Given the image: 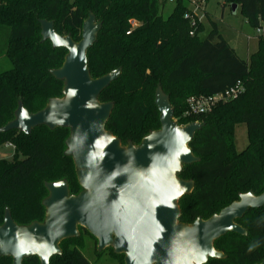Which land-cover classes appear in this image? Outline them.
<instances>
[{"label":"trees","instance_id":"obj_1","mask_svg":"<svg viewBox=\"0 0 264 264\" xmlns=\"http://www.w3.org/2000/svg\"><path fill=\"white\" fill-rule=\"evenodd\" d=\"M165 1L0 0V56L12 64V69L0 73V128L14 119L19 102L33 114L46 107L49 97L61 96L64 85L50 72L62 67L67 51L42 42L39 21L54 22L57 32L79 42L83 24L93 13L102 29L87 53L92 78L122 68L120 78L99 97L101 103L114 104L106 130L123 146L129 141L138 146L146 132L159 130L158 87L169 96L180 126L203 125L189 145L200 161L184 166L178 174L195 184L193 192L179 202V221L190 224L197 216L210 219L213 211L236 201L238 193L251 190L259 196L264 192V0H225L230 7L237 5L249 25L261 31L258 51L248 60L237 56L214 23L209 36L201 39L202 22L194 15L192 26L186 17L193 15V0H175L173 12L163 18ZM239 83L245 91L236 99L218 103L205 115L183 117L190 98L213 96ZM241 124L247 127L249 144L238 152L235 129ZM68 136L67 129L46 127L27 136L18 131L0 135V148L14 146L13 161L0 160V223L6 209L18 225L43 222L46 183L65 179L71 195L81 192L74 162L62 152ZM262 213L264 207L237 221L246 236L230 233L217 240L214 247L227 258L209 264L264 261V224L255 222ZM79 230V238L62 242L63 254L53 257L51 264H90L82 253L81 238L82 233L90 234ZM253 238L261 240V247L245 253ZM113 256L124 264L123 255ZM0 264H11V258H0ZM23 264L40 262L32 257Z\"/></svg>","mask_w":264,"mask_h":264},{"label":"clouds","instance_id":"obj_2","mask_svg":"<svg viewBox=\"0 0 264 264\" xmlns=\"http://www.w3.org/2000/svg\"><path fill=\"white\" fill-rule=\"evenodd\" d=\"M41 38L46 39L53 49H65L71 58L87 63L85 49L92 43V32L89 31L87 39L80 45L69 43L66 35H62L53 28L41 33ZM79 49V50H78ZM117 69H112V75ZM76 88H65L61 96L49 97L48 113L44 116L46 123L55 128L64 127L69 113L64 111L71 98L77 95ZM57 103L62 105L57 110ZM86 109H95L98 103L89 100L84 104ZM160 117L166 116L169 109L160 108ZM30 118L27 108L21 107L18 114L17 127L25 136L29 134L25 121ZM184 127L175 125L166 129L162 127L156 131H148L142 136V141H148L146 154L148 163H137L135 150L124 148V163H116L111 171L105 170L103 161L109 153L105 149L117 139V137L104 129V123L92 122L87 131H81L77 126L63 142L62 152L78 162V184L83 193L78 211L81 214L82 224L104 246H110L113 250L124 248V257L127 264H209V260H220L223 252L211 244L221 233L230 231L232 225L217 223L226 216H235L242 206L259 207L260 201L254 199L251 190L237 194V200L229 202L217 211L210 214L209 223L205 227L212 228L211 236H206L205 230L201 235L199 227L201 217L192 219L190 224L183 223L179 226L174 215L171 232L165 238L166 229L157 219V209L161 206L167 209H175L178 202L188 191L182 186L178 173L183 171L182 156L192 152L189 145L193 137L184 131ZM98 132L91 142L87 143L88 132ZM166 133L164 138L160 133ZM157 145H162L164 151H152ZM111 159V156H109ZM123 178L121 182L118 180ZM65 179L52 182L54 187H61ZM174 201L176 203H174ZM59 205V214L53 216L46 213L48 224L46 235H37L35 230L29 232L25 225L16 224V229L4 227L0 223V235L7 239H0V255L10 256L11 264H21L24 257L35 256L40 264H51L54 256L62 255V249L57 246L64 237V225L67 223V211L64 210L63 199L53 203ZM53 204L49 207L51 209ZM257 224H264V213L256 217ZM204 239L206 243L202 244ZM115 240V243L110 241ZM157 246L163 250L161 255ZM261 247V240L253 238L247 242L245 253H252ZM260 264H264L261 261Z\"/></svg>","mask_w":264,"mask_h":264},{"label":"water","instance_id":"obj_3","mask_svg":"<svg viewBox=\"0 0 264 264\" xmlns=\"http://www.w3.org/2000/svg\"><path fill=\"white\" fill-rule=\"evenodd\" d=\"M237 9H238L237 5H232L233 11H236ZM39 23L41 26V33H45L47 30L51 28L55 30L54 22L40 20ZM101 29H102V24L97 22V19L93 13H89L88 18L86 19L82 27L81 40L79 42H75L70 35L67 37L69 39L70 45L71 44L80 45L83 41L87 39L89 31H91L92 32V43L85 49L86 56H87L88 51L97 42V38H98V35ZM46 41H47L46 39H42V42H46ZM50 74L57 81H60L63 83L64 85L63 89L65 88V90H67L68 88H76L78 90L77 95L71 98L69 105L65 109H63L64 111H67L69 113L68 119L65 121L64 127L55 128L54 125L45 122L44 116L49 111V107L46 105V107L42 109L41 111L37 113H33V114L30 113V118L25 121V124L28 126V131H29L28 135H30L35 129L39 127H46L50 131H55L57 129H67L69 130V135H70L71 133L75 132L77 126L80 127L81 131H87L92 122L104 123V129L106 130V125L108 121L110 120L113 110H114V104L112 102L101 103L99 101V97L113 82L117 81L120 78V76L122 75V68L117 69V73L115 75H112V72H110L109 74L101 78L94 79L92 78L90 70H89L88 56H87V63L86 65H84V62L79 61L78 57L71 58L67 52L62 67L56 70H52ZM89 100H93L96 103H98V107L95 109H86L84 107V104ZM155 105L158 111L162 107H167L169 109V111L167 112L163 120L160 117L161 128L164 127L166 129L169 126H174V124L179 125L174 120V108L170 102V98L168 95L164 93L161 87H158L156 90ZM22 106L24 107L23 103L19 102L18 107L14 113V119L8 124H6L5 126L0 128V135L6 134L11 131H18L20 133H23L17 127L18 114ZM61 107L62 105L60 103H57V110H60ZM182 127H184L185 128L184 131H186L194 139L196 133L203 128V125L195 122V123H191L187 126H182ZM97 135H99L98 132L89 131L87 143L91 144L92 140ZM165 135L166 133H163V132L160 133L161 138H164ZM147 143L148 141H141V143L138 146H135L131 141H129L126 146H123L121 140L117 138L105 149V151L109 153V156H111V159L109 158V156H106L103 161V166L105 170L111 171L113 166L116 163H124L126 159V157L123 155L124 148H127V147L131 148L132 145L136 147L135 156H136L137 163L141 165H146L148 163L146 159V154L149 151V149L147 148ZM152 151L162 152L164 151V148L162 145H157L156 148L152 149ZM66 157L72 159V157L70 156H66ZM181 161L183 163L182 168H184V166H190L195 163H198L200 159L195 157L193 152H191L187 156H182ZM73 162L76 168V175H77V180H78V176H79L78 162L74 160ZM122 179L123 178H120V180H118V183L121 182ZM180 182L182 186H186V188L188 189V191L185 192L184 196L190 195L193 192L194 187H195L194 182L185 181V180H181ZM45 187L48 191V196L43 200L42 205L45 208L46 213L50 211L53 214V216L59 214L60 212L59 205H55L53 203L61 199L64 200L65 202L64 210L67 211L68 213L67 223L64 225V229H65L64 237L59 241L57 246L61 248L62 242L66 240L79 238L80 228L86 230L94 239H96L89 232V230L81 223L82 218H81L80 212L78 211V208L82 201L83 193L80 192L77 195H71L69 184L67 181H65L64 185H62L59 188L54 187L52 183H46ZM254 199L259 200L261 202L259 207H248L247 208L246 206H242L238 209L235 216H226L217 222L222 225H232L234 227H232L230 231L221 233L215 239H211V244L213 246L217 240L221 239L222 237L230 233L237 234L239 236L247 235V231L243 227L238 225L236 221L242 219L250 211L258 210L264 207V192L259 196L254 195ZM179 202H178V207L175 209H167L163 206L157 209V219L160 220V222L166 229V232L164 234L165 238H167L168 234L171 232V226L173 223L174 215L176 213H179L177 217V222L180 223L179 226H183V223L179 221L180 216H181ZM174 203L176 202L174 201ZM52 204H53V207L49 209V207ZM5 220H6V223L4 227L11 228L12 231L9 233V235H12V232H14L16 229V222L13 220L9 209H6L5 211L4 221ZM209 220L210 219L208 220L201 219V222L199 225L201 229V235L203 234V229H204L206 236H211L212 228H214L215 225H211L210 227L206 228L205 225L209 223ZM48 222H49L48 218H46V215H45V219L43 222L41 223L33 222L32 224L27 225L26 227L29 232H32L33 230H35V233L37 235H46V229H47ZM0 239H7V238L0 235ZM110 243H115V240L110 241ZM201 243L204 244L206 243V241L202 239ZM97 246H98L99 252H103L105 249L111 248L110 246H104L103 243L100 244L98 241H97ZM124 250H125L124 248H116L113 250V252L115 255L124 256L123 254ZM157 250L161 255H163V250L160 249L159 246H157ZM32 257H35V256L24 257L21 261V264H23L25 260L30 259ZM0 258H11V257L0 255ZM223 258H224V255L222 259ZM124 264H127L126 257H124Z\"/></svg>","mask_w":264,"mask_h":264},{"label":"rangeland","instance_id":"obj_4","mask_svg":"<svg viewBox=\"0 0 264 264\" xmlns=\"http://www.w3.org/2000/svg\"><path fill=\"white\" fill-rule=\"evenodd\" d=\"M198 6L200 10L197 12V16L204 25V32L201 34L202 40L209 36L212 31V23H214L218 34L235 50L240 59L248 60L258 51V36L260 34L249 25L239 9L233 11L232 7L225 4V0H207L205 3L203 0H199ZM174 8L175 4L166 0L161 9L163 18L170 16ZM10 69H12L11 62L5 56H0V73ZM235 144L238 152L247 148L249 142L246 125L241 124L236 127ZM13 159V148L6 146L0 148V160L13 161ZM81 238L82 253L90 264H120L119 260L114 258V252L109 248L99 252L96 239L86 233H82Z\"/></svg>","mask_w":264,"mask_h":264},{"label":"built area","instance_id":"obj_5","mask_svg":"<svg viewBox=\"0 0 264 264\" xmlns=\"http://www.w3.org/2000/svg\"><path fill=\"white\" fill-rule=\"evenodd\" d=\"M199 0H193V2L190 4L191 9L193 10V15L188 14L186 15L187 18H191L192 26L196 24L194 20V15L197 16V12L200 10L198 6ZM171 3H175V0H169ZM204 3V2H203ZM198 17V16H197ZM200 20V19H199ZM259 34H261V31H258ZM193 35V34H192ZM245 91V88L242 84H237L234 87H231L227 89L226 91L215 94L213 96L209 97H192L188 100V108L185 114L183 115L184 118L187 117H196L205 115L220 102H228L230 100L236 99L240 95H242ZM6 147L13 148L14 146L12 144H7Z\"/></svg>","mask_w":264,"mask_h":264},{"label":"flooded vegetation","instance_id":"obj_6","mask_svg":"<svg viewBox=\"0 0 264 264\" xmlns=\"http://www.w3.org/2000/svg\"><path fill=\"white\" fill-rule=\"evenodd\" d=\"M238 221V220H237ZM237 221H236V223H237ZM238 224V223H237ZM239 225V224H238ZM215 244V243H214ZM223 255H224V258L223 259H220V260H225L227 257H226V255L223 253ZM210 261V260H209Z\"/></svg>","mask_w":264,"mask_h":264}]
</instances>
